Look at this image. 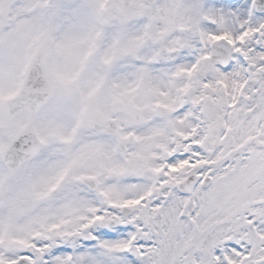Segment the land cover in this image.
Wrapping results in <instances>:
<instances>
[{
  "label": "snow or ice",
  "instance_id": "obj_1",
  "mask_svg": "<svg viewBox=\"0 0 264 264\" xmlns=\"http://www.w3.org/2000/svg\"><path fill=\"white\" fill-rule=\"evenodd\" d=\"M0 264H264V0H0Z\"/></svg>",
  "mask_w": 264,
  "mask_h": 264
}]
</instances>
